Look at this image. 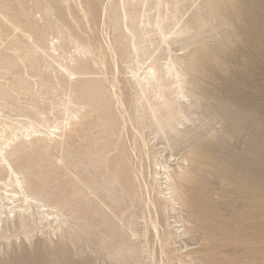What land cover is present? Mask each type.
I'll return each instance as SVG.
<instances>
[{
    "label": "bare ground",
    "instance_id": "obj_1",
    "mask_svg": "<svg viewBox=\"0 0 264 264\" xmlns=\"http://www.w3.org/2000/svg\"><path fill=\"white\" fill-rule=\"evenodd\" d=\"M145 1H147V0H124V1L121 0L120 1L121 3L116 2V1L115 2L112 1V4H111L110 7L108 5V7H104L103 8L104 10L101 9L103 11V13H104V11L107 12V14H108V21H110L109 17L111 18L110 23L108 22L107 24L109 26H112V24H113L112 27H114L116 29V31H117L116 33H117V38H118L117 41L118 42L115 44V46L117 47V50L120 52V55H122V57L123 56H126V58H128L130 56L129 54L132 55L133 52L135 54H143L145 56L146 52H148L146 50V47L143 45V41L144 40H147L146 34L147 33L149 34L150 33L149 32L150 30H146V28L145 27H142V25L144 26L145 24L146 25L148 24V25L152 26V28L153 27H156L155 29L156 30L158 29L160 31V34L159 35H161V36H159V38L161 37V41H163V42L164 41H167L166 39H167L168 36H166V27L168 28V25L166 24V18H168V17L166 16V14L168 12H166L167 11L166 9L164 10L166 12V14H165L166 17H165L162 14V12H161L160 7L162 5L163 6L165 5V7H168V5H170L171 1L170 0H154V3L151 2V3H153L152 5H155V7H157V9H158V10H156L158 12L156 13V15L153 18H151L149 16V14H143L139 10V9H142L141 6H144V5L143 4L140 5V6H138V5L140 3L145 2ZM17 2L18 1H16V3ZM19 2H20V0H19ZM34 2H36V1H33V3ZM37 2H38L37 4L39 5V1H37ZM64 2H66V1L64 0ZM178 2H179V0L177 2H175V3L178 4ZM215 2H216V0H207V1H205L204 4L202 5V7L200 9H198L187 21L185 20L186 21L185 23L182 22L183 25L182 26H179L180 28H177L178 30L176 31V33H177L176 35H180L181 36L180 38L178 37V40L180 39V41H181V43H183V45L188 46V45L194 44V49H193V51L191 53V57H190V59H192V60H190L189 63L187 62L186 66H185L186 67L185 69L187 70V72L184 73V70L183 71L177 70V68H176L177 61L175 59H171L172 58L171 57V58H168V60H167L168 62L167 63H165V62H164L165 64L163 63L164 66L157 67L156 66L157 64H155V67H153L151 69V70H153V72L150 71L151 73H147L146 75H143V77L141 76L142 78L140 76L138 78L137 77L138 75L137 76H135V75L132 76L131 75L133 77V80L132 81H129L128 80L129 83H127L128 81L125 82V83L126 84H130L133 88H135V90H134L132 87H130L131 89H133L135 91L136 95L139 96V98L142 97V95H143L146 105H144V103H143L144 101L143 102H142V100L139 101L140 103L142 102L143 103L142 105H144L145 107L142 106V109L137 110L136 113L140 117L142 116V120L145 119L150 126L151 125H154L156 127V131L157 132H159V131H161V132L162 131L163 132H171V131H174L175 128L178 127L177 125H178V123L180 121V116L185 113V108L186 107H184V106H186V105H184V106H182V104L181 105H176L177 103H175V101L171 97L167 96V93H166V89L168 90L167 87H169V83H167L168 76L173 71H174V76H175L174 79L177 80V83H176L177 84V87H176V92H175L176 98H177V96L179 94H181L183 96V98L184 97H187V96H191V97H193L195 99L194 101H195L196 104H198L197 103V101H199L198 99L203 98L204 103H205V106L206 107L208 106V109H210L211 114H213L215 116H218L221 119L220 120L221 126L216 131L217 133L215 135H212L211 137H207V138L205 137V138H203L204 136L203 135H200L201 133L200 134L197 133V134H195L192 137L193 138L192 139V142L193 141H196L198 139L201 140L200 141L199 148L202 149L203 151H206L207 153H204L203 151H201V150L198 149L199 151H194L191 154L190 158L188 159L189 162H190L189 163L190 164V170H189V173L185 176V177H187L186 184H184V185H181L180 184V179H182V177L179 175L180 172L178 173V180H177V182L171 181V180H174V179H172L171 176H168V182L166 184L167 185V190H166L167 192L165 191L166 193H168V194H166V195H168V197H167V201H165V200L164 201L166 202V204H169V206H171L172 204H175V205L176 204H181V205L182 204H186V207L190 209L191 216L193 217V219H195L200 224V227L206 226L209 229V236L207 235L208 236L207 237V242H208V246H210L211 248H218L221 251H226L228 249L230 250L231 248L233 249V247H234L238 251H242V250H246V246L247 245H252V244L255 245L257 242H261V244L264 245V115H263L264 114V98L262 99L261 104L257 101V100H260V98H254L252 94H249L246 98H243V100H241L237 96H230L231 94H229L227 92L229 89L227 87H225V86H223V88L221 87L220 90H217V88H216V86H215L214 83H232V82H237V81H238L237 83H239L240 80H239V77L237 75V72L239 70H250L252 68V64H253V61L254 60H257L258 62L262 63V57H263L262 56V53L264 52V0H226L225 5H224V8H225V11L224 12H220V10L217 7H215ZM22 3L20 4V7H21ZM100 3H101V1H100ZM145 3H148V2H145ZM172 3H174V0H173ZM6 4H7V2H6ZM35 4H34V6H35ZM37 4H36V6L38 7ZM42 4L44 5V3H41V5ZM85 4H87V3H85ZM148 4H150V3H148ZM171 5H173V4H171ZM29 6H30V4H29ZM8 7H9V5H6L5 6V3H4V5H1V8H5L6 9ZM48 7H50V6H48ZM102 7L103 6H101V8ZM175 7H176L175 10H176L177 9V6H175ZM18 8H19V6H18ZM24 8H26V7H24ZM38 8H39V10H41L40 9L41 6L38 7ZM152 8L153 7H151V9ZM21 9H23V8H21ZM29 9H31V8H29ZM63 9L65 10V8H63ZM81 9H83V8H81ZM37 10H35V11H37ZM47 10H49V9L47 8ZM47 10H44V11H47ZM44 11H43V13H44ZM49 11H51V10H49ZM82 11L80 10V12H82ZM176 11H178V10H176ZM0 13H1V11H0ZM18 13H19V11H18ZM22 13H24V12H22ZM25 13H27V12H25ZM45 13H47V12H45ZM171 13H173V12H171ZM107 14H106V16H107ZM1 15H3V14H1ZM50 15L51 14L47 15V17L50 16ZM81 15H82V13H81ZM84 15H85V13H84ZM3 16H7V15L4 14ZM19 16H20V13H19ZM22 16H23V14H22ZM44 16H46V15L44 14ZM65 16H66V14H65ZM175 16H177V15H175ZM0 17H2V16H0ZM13 17H15V16H13ZM13 17L11 16V18H13ZM170 17H171V15H170ZM4 18H6V17H4ZM31 18H34V17H31ZM44 19H46V18H44ZM50 19H49V21H50ZM55 20H53V19L51 20L50 26H51V28H53L54 31L56 30V32L59 34L60 38L63 40V41L60 40L61 42H63V45H62V43H58V44H61L62 46H59L57 44L58 47H61V49L60 48L59 49L62 50V53L58 52V54L59 53H60L59 55L62 54L61 56H62V59H63V57H64L63 53H66L65 51L68 50L67 47L69 46V44L72 45L74 43L73 46H76L77 47L76 49L78 50V55L76 57L79 56V58H76V57L73 58L72 56H74V55H71V58H73L72 59V62L73 63L71 64V63H69V61H67V63H68L67 66H66V63L63 62L62 64L65 63V65H62V64L61 65L63 66V68L66 66L65 69L67 70V72L66 71H63L62 73L64 74V72H65V73H67L69 75H73L75 73L74 70L75 69H78L79 72L81 71V73H79L78 75L81 74L82 77H79L78 76V83L77 82H71V80H70V82H71L70 83V82H68V80H66L67 83H65V81L63 83V81H62V84H60L59 82H57L58 80L57 81L56 80L54 81L52 79L53 82H57V83L53 84V82L50 81L51 84H53V85L45 86L44 83L42 82V85L43 86L41 85L40 88L37 89V94L40 93V95L46 96L48 98V100L51 101V102L47 103L48 102L47 101V102H43V103H47L50 106H48L47 104L44 105V104L39 103V101L40 102L42 101L41 99L39 101H37V100L34 101L33 99H31V98H34V93L36 92L35 89L33 90L31 88L32 87V84L35 85L34 83L38 81V80L37 81L34 80L35 82L34 83L31 82L32 84H31V87L30 88H27L30 85V83H29V85L25 88L24 93H23L22 90H21L22 92H20L21 94L22 93L25 94L24 96H27V95H30V94L32 95L33 94V97L32 96L30 97V101L33 100V102L30 105L27 104V103H29V101L26 102L25 104H27L28 106L26 105L27 107L26 106L24 107V105H23L24 108L23 107L22 108L20 107L17 111H16V109H17V107H19V104H20V101H21L20 99H18V97L22 96V95L19 94V90L18 89L19 88L20 89L21 88L23 89V87H18L19 85H18L17 82H16V86L18 85L17 86L18 89L17 88H14L16 86H11V84H10L11 87H8L9 84H8V86L5 85L6 82L3 83L2 85H0V98H1L0 99L1 100L0 101V109L3 108L7 102L8 103H12L11 106L14 108V109L12 108V112H13V110H15V112H18L19 111V113H21L19 115L20 117H23V115H24V117H26L25 120L18 121L17 126H13L12 123L4 120L2 122L3 126L0 129V140L2 141V142L0 141L1 142V144H0V190H1V188H3V190H5L4 192H8L9 191L11 193V194L7 195L6 193L4 194V193H1L0 192V202L2 203L4 201V199H10V200H15V201H20V204H19V202H17L18 204L13 205L12 207H10V209L6 213V216L5 217H2V214L5 213V212H3L4 211V208L1 207L3 204H1V206H0V237L2 239L4 238V241H5V239L6 240H10V238L12 236L13 237L14 236L17 237L18 235H14L15 233H12V229L19 228L22 231L21 233L24 234L25 241L21 245V246L24 247V246H26V243H30L31 242V240H32L31 237H33L34 231H36L37 228H38V224H37V222H35V220H34V218H32V216L38 214L39 217L41 216L42 219H49L48 216H52L53 218H55V220L57 222L56 231L58 230V231H60L62 233L60 235V237L63 238L62 241L60 240L61 242L64 243L66 241H70V243H72V242H75V240L78 241V239H83V240H85V242L87 241V242H90L91 243V242H94V241L100 239L103 242L104 250L106 249V252L103 251V253H107V248L110 247V245H108L109 242L111 243V241H116L117 244H116L115 248H112L111 251L108 250V254H109L108 256L110 258L109 260L113 261L115 264H124L125 263V260L127 258H130V261L131 262H129V264H144V259H147L148 260L147 257L149 256V252L152 253L151 247L149 249V246L146 243V240L149 239V238H147V239H145V241H143V239H144L143 237L146 238L148 232H147V230H142V231L138 230V228H140L139 226H138L137 229L134 228L133 225H136L137 223L139 224V222L141 220L139 222H137L136 221L137 219H136L135 221L137 223H134V219H133L132 216L129 215V217L128 216L125 217L124 214H118L114 210V206H117V205H120V204L122 205V203H124L125 202V199H127V198H125L123 194H120V190H119L120 187L118 188V185L116 184V181L114 180L115 178L113 176H111V174L110 175L108 174V171H111L112 170L113 173L115 174L114 176L116 178H119L120 177V174L116 170H114L113 167L108 166V168H111V169H108L104 165V164H106L105 163L106 162V159H105L104 154H102L99 151H97V152L96 151H94V152L93 151H85V149H84V151H80V150L79 151H76L77 148L74 149V151H76V152L71 151L72 153H70V155H68L69 152H68V154L64 152L68 156H64L62 154L63 156H60L59 155V157L58 156L56 157L53 154L56 157L55 158L56 160L53 159V161L51 162V164H49V165L52 166L51 169H50V171H49V169H47V167H46L47 164L46 163L45 164H42V161L44 159L42 157L34 156L33 155L34 149H32L33 147H31V146H34V144L31 145V143H28V141H27L28 140L26 138L27 136H32L33 134L43 132L44 129H45L43 126L44 125H47L48 122L52 121L51 120L52 118L54 119V117H52V114H53V112H52V114L50 113L51 115L49 114L52 117L51 119H49L50 121L46 120L48 117L45 119V116H44L45 113H46L45 110L46 109H49V108H52V109H49V110H54L56 114L58 113L57 111L61 107V106H59V104H60L59 103L60 102V98L58 97L59 98V101H57V100L53 99V96L55 95V97H56L57 94L59 93V91L61 92V90L63 91L64 89H66L69 92L68 93L69 96H68V98H66L67 100H65L67 104H63V102H61V103L63 105H66L67 106V107L66 106L65 107H66V110L69 111L68 113L70 115V119L71 120L72 119L74 120L75 117H79L81 115L83 116V114L86 115V112L88 110L89 111L97 110V111H100V113L101 112H105L106 108L108 107V105L111 102V95H110V93L107 92L108 91L107 89H108L109 86L107 87V84H106V87H107L106 90L107 91H105V89L103 90V87L101 85L95 84V83H98V82H96L95 79L90 78L88 76L89 75L88 66H89V63H90L89 62V59H88V61H86V58H85V60L83 59L84 56L85 57L87 56L88 58H90V60L93 62V64H94V62H97V63L100 64V63H103L104 62L103 61L104 59H102V57L105 55V53L102 52V50L101 51L100 50L99 51L96 50L93 46L90 45V43L88 41H86V42H80L76 38L74 40L71 37V34H72L71 30L70 29H67V28L65 29V26L62 27L60 25H55V22H54ZM85 20H86V17H85ZM74 21H73V23H74ZM175 21H176V18H175ZM213 21H215V23ZM52 22H54V24H52ZM92 22H93V20H92ZM29 23L30 22H28V25H30ZM10 24L12 25L13 23H11V21H10ZM36 24H35L36 27L34 28V32L37 33V34H39V36L36 37V35H35V37L38 38V40H37V42L35 41L36 42L35 43V46L36 47L34 46L35 47L34 49L36 50L37 48H40V51H41L44 47H46V46H44V43H45L44 42V39L46 38L47 35H45L44 33H41L42 31L40 32V29L41 28L39 29V32H38V27H37ZM20 25H21V23H20ZM76 25H77V23H76ZM205 25L211 26V29L212 30L213 29H216V30L219 29V31H222L221 33L223 35V39H221V40L215 39L214 34H213V36L210 38V39H212L213 43L210 46H208V47L205 46V45H203L204 42L202 40H204V39L201 40V39L197 38L196 32L197 31L200 32L201 31L200 29L203 28V26H205ZM22 26L23 25H21V28H22ZM12 27H14L15 30H19V31L21 30L20 29V26L18 24H13ZM30 27H31V25H30ZM27 28H28V26H27ZM205 31H209V30H205ZM4 32H5V30H4ZM6 32L8 33L9 31H6ZM7 33H5V35H7ZM213 33H214V31H213ZM31 34H34V33H31ZM46 34L49 35L50 33L48 32ZM152 34H153V32H151V34H149L148 36H150ZM155 34L157 35V33H155ZM5 35H3V36H5ZM19 35H21V34H19ZM222 35H220V36H222ZM24 36H25V34H24ZM26 36H27V34H26ZM26 36H25V39H26ZM5 37L8 38L9 36H5ZM15 37H14V40H15ZM33 37L31 36V37H28V38H33ZM125 37H128L129 38V44H127V46H124L123 47V45L121 44V42L119 41V39L120 38L123 39ZM205 37H206V35H205ZM209 37H206V38H209ZM22 38H20V39H22ZM71 38L75 42L72 43V39ZM11 39H12V37H11ZM33 39H35V38H33ZM125 39H127V38H125ZM16 40H17V38H16ZM23 40L24 39H22L21 41H23ZM26 40L24 42H26ZM225 40H229V41L232 40V41H235L236 43H242V45L244 46L245 50H249V52H245V51H242L240 49L239 50L231 49L228 45H226ZM18 41H19V38H18V40L16 42H18ZM28 41H29V39H28ZM31 41H32V39H30V41L28 43H30ZM45 41L47 42L46 39H45ZM94 41H97V40L95 39ZM180 41H178V42H180ZM19 43L20 42H18V44ZM28 43H25V44H28ZM167 43H168V41H167ZM15 44H13V46ZM30 44H32V43H30ZM30 44H29V48H28V45L25 46V47L24 46H21V45H19V46L21 48H23V49L24 48L30 49L31 46L33 47V44L34 43L31 46H30ZM45 44H47V43H45ZM144 44H145V41H144ZM229 44H231V43L229 42ZM97 46L100 47L99 44ZM14 47H12L11 51H13V48ZM58 47H56V48H58ZM191 47H193V46H191ZM49 48H51V47H49ZM56 48H55V45H54L53 49H55L56 51H60L59 49L57 50ZM47 49H48V47H47ZM190 49H192V48H190ZM16 50H18V47H17ZM43 50L45 51V48ZM49 50H51V49H49ZM22 51H25L24 54L27 53L26 52L27 49H24ZM54 51H52V52H54ZM110 51L112 52L113 50H110ZM13 52H12V55H14ZM16 52L17 51H15V54H16ZM36 52H37V50H36ZM52 52H50V53H52ZM67 52H69V51H67ZM50 53L48 54L49 56H50ZM54 53L56 54V52H54ZM75 53H77V52H75ZM18 54H20V52H18ZM21 54H22L21 55V57H22L24 54L23 53H21ZM32 54H35V53L33 52ZM42 54H39V56H38V54H35V55H37V57H40V55H42ZM114 54H116V52ZM189 54H187V55L189 56ZM243 54H245L246 57H247V58H245L244 61H243V58L241 57ZM1 55L3 56V58H5L2 53H1ZM52 55H53V53H52ZM15 56L17 57V55H15ZM57 56L56 57L55 56H52V57L50 56V57L51 58L55 57V59L60 57V59H61V56H59V57H57ZM34 57H32V58L34 59ZM130 57H132V56H130ZM136 57H138V56L135 55V58H134V56L132 58H134V60H135ZM3 58L0 59V68L1 69L4 68V66H5V64H4L5 59H3ZM11 58H13V57H11ZM28 58H30V57L28 56ZM32 58H30V59H32ZM51 58H49V59H51ZM123 58H125V57H123ZM181 58H183V57H180L179 59H181ZM6 59L8 61V57ZM14 59H16V58H14ZM14 59H13V61H14ZM56 60H54L55 62H53L51 60V62L54 64V63H56ZM126 60H129L130 63H133L134 64V62H133L134 60L131 61L129 58L126 59ZM126 60H124L125 62L124 61L123 62L126 63L127 62ZM183 60H182V62H183ZM9 61H11L10 62V64H11L10 71H13L14 69H12L13 68L12 67V63L16 62V60L14 62H12V59L9 60ZM21 61H23V60H21ZM25 61H27V60H25ZM28 61L26 63H28ZM44 61H46V60H44ZM136 62H137V59L135 61V64H136ZM7 63H6V66L9 64V63L8 64ZM21 63L23 64L25 62L23 61ZM35 63L37 64L36 60H35ZM41 63L43 64V62H40V64ZM91 63H90V65H92ZM124 63H122V64H124ZM19 64H15V65H19ZM56 64H58V63H56ZM37 65H39V64H37ZM44 65H46V64H44ZM58 65H60V63ZM61 65H60V67H61ZM23 66H24V64H23ZM28 66H29V69L32 68V65H28ZM30 66H31V68H30ZM40 66L41 65H39V67ZM46 66H47V68H49L48 67V64ZM49 66H51L50 68H53L51 64H49ZM137 66H138V64H137ZM21 67H22V65H21ZM45 67H42V69L45 68ZM60 67L59 68L56 67V68L60 69ZM7 68H5V69H7ZM34 68L36 69L35 66L33 67V69ZM17 69H18V66H17ZM29 69H27V70L29 71ZM22 70H24V69H22ZM19 71H20V69H19ZM44 71L46 72V70H43V72ZM45 72L43 74H46ZM53 72H54V70L51 72L53 75L52 74H50V75L54 78V74L55 73H53ZM57 72H58V70H57ZM59 72H60V76L63 75V74H61V70ZM195 72L202 74L201 79L203 80V82L213 83V84L204 85V86L199 85V83H203V82L201 81V79L199 80V78H197ZM220 73H222L223 75H220ZM9 74H12V73H8V75ZM14 74H15V76H17L16 73H14ZM19 74H20V72H19ZM19 74H18V76L20 78H23V80H24V76L26 74L23 75V77H21L22 75L20 76ZM12 75H9V76H12ZM50 75H49V78H50ZM64 75H66V74H64ZM91 75H93V74H91ZM182 75H185L186 78L185 77H184V79L181 78ZM189 75H191L192 77L190 76L191 78H189ZM74 76L76 77V75H74ZM14 77L12 79H16V77L15 78ZM42 77L43 76H41V79H43ZM66 77H67V75H66ZM132 77L131 78L129 77L130 80L132 79ZM170 77H173V76H170ZM25 78H26V76H25ZM46 78L48 79V77H46ZM47 79H44V80H47ZM69 79H71V78H69ZM73 79H72V81H75L76 80V79L75 80H73ZM9 80L10 79H8V81ZM23 80H22V83H23ZM159 80H162V82H160ZM176 80H174V81H176ZM197 80L199 81L198 83H197ZM11 81H14V80H11ZM39 81H42V80H39ZM157 81H159L160 83H155ZM10 83H12V82H10ZM47 83L48 82L46 81L45 84H47ZM72 83H77L78 85L76 86V84H75V87H73L72 86ZM104 83H105V81H104ZM186 83H193L192 84V87L190 88V90L187 88ZM242 83H244V81ZM0 84H1V82H0ZM37 85H39V83ZM173 85L174 84H172L169 87V89L170 88L173 89L172 87L175 86V85L174 86ZM22 86H25V85H22ZM128 86H125V87L128 88ZM199 87H202V89L204 91L203 92H197ZM174 90H175V88L173 89V91ZM123 91H122V93H123ZM194 91H196L197 93L195 94ZM116 92L115 93L118 94V91H116ZM148 92L149 93L152 92L153 94L157 92V93L160 94L159 97H161V98L157 99L158 98V96H157V98L154 99V101H153L152 98L149 96ZM113 93L111 92L112 95H113ZM124 93L126 94L125 91H124ZM176 93H178V95ZM116 94H114V95H116ZM150 95L152 96V94H150ZM169 95H171V94H169ZM211 95H217V96H219L218 97L219 99L218 100H215V99L207 98V96H211ZM59 96L62 97V95H60V93H59ZM123 96H126V95H123ZM46 97H43V98H46ZM63 97H65L64 94H63ZM119 97H122V96L119 95ZM131 97H132V95H131ZM23 98H25V97H23ZM23 98H22V101L26 100V98H28V97H26L25 99H23ZM139 98L137 99V97H136L137 101L140 100ZM124 99H126V98H124ZM62 100H63V98H62ZM118 100H119V98L117 99V101ZM132 101H134V97H132V99H130L129 102L131 103ZM213 101H214V104L216 103L217 106L218 105H221V106H219L220 108L215 107V108H212L211 109L212 106L210 107V104H212ZM132 104H130L131 105V108L133 107ZM178 104H180V103H178ZM113 105H114V103H113ZM119 106H121V105H119ZM121 107H119V110H120ZM134 108H136V107H133L132 110H134ZM114 109H115V107H114ZM129 109H130V107H129ZM62 110H63V108H62ZM64 111H65V109H64ZM64 111H62L63 112L62 115L68 114L66 112L64 113ZM116 111H118V110L116 109ZM122 112H120V113H122ZM60 113H61V111H60ZM129 113H130V111H129ZM18 114H16V115L18 116ZM58 114H57V116H58ZM93 114H95V113H93ZM134 114L135 113H133V115ZM257 114H262V117L256 118L255 116H257ZM130 115H128V116H130ZM65 116L63 117V119L65 118ZM120 116L123 117L122 114H120ZM67 117L69 118L68 115H67ZM86 117H87V115H86ZM90 117H87V120L85 119L86 122H84L83 121L84 119L82 118L83 123L84 124L87 123L88 118H90ZM187 117L190 119L189 116H187ZM93 118H95V116ZM128 118H130V117H128ZM184 118L185 117H183V119ZM70 119H68V120H70ZM123 119H124V117H123ZM123 119H120L119 118L120 121H122ZM130 119H132V117ZM55 120H56V118H55ZM57 120H59V119H57ZM75 121H77V120H75ZM93 121H94V119H93ZM131 121H133V120H131ZM131 121H129V122H131ZM146 121H145L144 124H146ZM122 122H125V121L123 120ZM135 122H136V120H135ZM217 122L219 123V121H217ZM74 123L71 124V126L74 125ZM125 123H122V124L125 125ZM54 124H55V126H58L60 124V122L58 123V125H56L57 123H54ZM84 124L82 126H84ZM91 124H94V123H91ZM91 124H89V126ZM144 124H142V125H144ZM49 125H50V123H49ZM49 125H47L46 127H48ZM51 125H53V124H51ZM98 125H99V123H98ZM135 125H136V123H135ZM135 125H133V126H135ZM62 126H64V125H62ZM65 126H69V125L66 124ZM77 126H78V128H77ZM77 126H76V129H78V130L81 129L82 132L80 131L81 132L80 134H82L83 131H84L83 127L82 128H79V124ZM42 127L44 128L43 131L41 130ZM109 127H112V125H110ZM94 128H92V129H94ZM120 128H121V126H120ZM142 128H143V126H142ZM48 129H50V128H48ZM97 129L99 130L98 127H97ZM100 129H102V128H100ZM138 129H140V128H138ZM151 130H154V129H151ZM45 131H46V129H45ZM89 131H90V129H89ZM95 131H96V129H95ZM243 132H245V133H243ZM45 134H46V132H45ZM56 134H54V135H56ZM177 134H178V132H177ZM209 134H211V133H209ZM69 135H71V134H69ZM162 135H164V134H162ZM170 135H173V134H170ZM240 135L241 136L245 135L243 137L245 139L242 142L239 141L238 139H236L235 142H232L231 141L232 138L239 137ZM75 136H76V134H75ZM77 136H79V135H77ZM117 136H118V133H117ZM165 136H168V135H165ZM37 137L40 138V136H37ZM51 137H53V136H51ZM67 137H70V136H67ZM166 138L169 139L168 137H166ZM76 139H77V137H76ZM34 140L35 139H32V141H34ZM84 140H83L82 143H85ZM62 141L64 142L66 140L64 139ZM37 142H38V140H37ZM59 142L61 144V141L60 140H59ZM59 142H58V145L61 148ZM67 143H69V142H67ZM86 143H85V145H86ZM107 143H108V141H105L104 139H99L94 144V147L96 145H98V144L106 145ZM47 144L50 145L49 142ZM56 144H57V142H56ZM136 144H137V142H136ZM58 145H57L56 148H58ZM74 146H76V145H74ZM74 146L72 145V147H74ZM82 148H81V150H83ZM98 148H100V147H98ZM43 149H45V148H43ZM47 150H48V147H47ZM63 150H65V149H63ZM109 151H110V149H109ZM124 151L125 150H123V152ZM47 152H49V150L46 151V153ZM59 152L62 153L61 150H59ZM128 153H127V155H128ZM113 155H111V156H113ZM127 155H126V157H127ZM129 156H128V159H130ZM109 157H110V155H109ZM49 158H47V160ZM218 159L220 161H222V163H224V165L227 166V169H224V167H222L223 168L222 170H227V174L224 175V178L222 177L223 175L221 176L224 179V182H225V186L221 190V195L222 196H226L227 194H231V196L233 195L236 199H238L240 201V209L238 208L239 209V212L236 213V215H234V216L222 217V215L218 212V209L214 206V203L212 202L213 200L210 201L211 198H209V197H211V195H210L211 194L210 193L211 191H210L209 187L207 186L206 182L203 179H201V177H198L196 175V172L202 171V168L204 170V168L207 165L209 167V165L216 164L219 161ZM51 160H49V161H51ZM128 162H129V160H128ZM122 163H123V158H122ZM69 164H72L75 167V168H73L71 174H73V176H75L76 178L79 177L80 174H83L84 175L85 172L87 173V172H89V170H92V169H96L97 172H98L96 174V176H94V178L91 179L90 182L76 183V186L77 187H74L73 186L72 189H68L71 192L70 191H67V192H70L71 194L73 193L74 195H77L79 192L81 194H83V201L86 202V203H84V202L83 203H84V205L85 204H88L89 205L88 207H90V209H91V214H90V211L89 210H88L89 214H87L88 213L86 211L87 210V206H85L86 207V210L85 211L87 213L86 212L83 213L82 211H81V213H78L80 211L79 210H76L75 206H73V203L69 199V197L64 196L62 194H61V196H58L59 194H57L55 196L54 194H56V191H59L60 190L59 188H60L61 185H63L62 184L63 182L57 181V182H53L52 183V182H50L48 180L49 178L47 179V177H46L48 175V172H52V173L58 174L60 176V174H61L60 171H62L61 169L67 168L69 166ZM217 164H216V169L219 167V165L221 163H219L218 167H217ZM37 165H39V167H37ZM221 165H223V164H221ZM104 167H105V169L103 170ZM210 167H209V169H210ZM205 169H207V167ZM127 170H128V167H127ZM130 170H132V167H131ZM67 171L69 172V170H67ZM134 171H135V168H134ZM185 173H186V171H185ZM215 173L216 174H219V171H218V173L215 171ZM132 174L134 175L133 172H132ZM168 174H169V172H168ZM5 175L7 176L6 177L7 178L6 180H9V182H7L5 180V178H3V176H5ZM58 175H56V177H54V178H57ZM64 175L65 174L62 173V176H64ZM175 175L177 176V174H175ZM200 176H203V175H200ZM92 177H93V175H92ZM203 177L206 178L207 176L204 175ZM220 178H219V180H220ZM52 179H53V177L51 178V180ZM130 179H131V177H130ZM68 180H70V178ZM73 180H74V178H73ZM206 180H207V178H206ZM208 180H209V178H208ZM78 181H80V180H78ZM86 181H88V180L86 179ZM123 181L125 182V179L124 178H123ZM131 181H132V179H131ZM131 184H133V183L131 182ZM70 185H72V184H70ZM126 185H128V184H126ZM209 185H211V184H209ZM9 187L11 189H9ZM188 187H192L193 188L192 189L193 190V193L190 190L191 192H189V193L191 195L188 194V192H187L188 196H186L185 195L186 194L185 191H188V190H186V189H189ZM139 188L140 187H138V189ZM128 189L130 190V188H128ZM129 192H131V191H129ZM184 192H185V194H184ZM102 193H105V196L107 194L108 198H103L101 196ZM67 195L69 196V194H67ZM139 195H140V193H139ZM131 196L132 195L130 194V197ZM133 196H134V194H133ZM136 198H137V196H136ZM144 199L145 198H143V200ZM131 200H134V199H131ZM143 200H141V201H143ZM130 202L131 201H129V203ZM144 202H146V201H143V203ZM148 203H150V202H148ZM153 203H154V201H153ZM127 204H128V202H127ZM134 204H132V205H134ZM80 205H82V207H84L83 204H80ZM137 205L138 204H136L135 208L137 207ZM142 205H144V204H142ZM146 206H147V204L145 205V207ZM150 206H152V204ZM33 207H35L36 210ZM44 207L47 208V209L42 210V208H44ZM130 207H131V205H130ZM183 207H185V205L184 206L182 205L181 208H183ZM30 208H32L31 211H30ZM116 208H118V206ZM124 208H126V207H123L122 209H124ZM148 208H149V206H148ZM79 209H80V206H79ZM137 209L139 210L140 207H138ZM80 210H82V209H80ZM235 211H236V209H235ZM118 212H120V210ZM121 212L123 213V210ZM131 212H132L131 214L134 215L133 213L135 211L133 212L131 210ZM140 212H142V210ZM140 212H138V213H140ZM128 214H129V212L127 211V215ZM137 215H139V214H137ZM134 216H136V215H134ZM138 217L141 218L142 216H138ZM150 217H152V219H153L154 216H150ZM41 218H39V220H41ZM135 218H137V217H135ZM154 218H156V217H154ZM156 220H157V218H156ZM150 221H152V220H150ZM153 221H155V219H153ZM144 222L145 221H143V224H144ZM158 222H159V220L157 221L156 224H158ZM188 222H190V221H188ZM150 223H152V222H150ZM154 223H152V224L154 225ZM50 224H53V223H50ZM156 224H155V226H156ZM155 226H154V228H156ZM125 228H127V230ZM201 230H202V228H201ZM123 231H125V232L128 233L127 239H125V240L123 238H126V237H122L121 236V234H122ZM155 231H156V229H155ZM223 231H225V232H223ZM53 232H52V234H55ZM159 232L156 231V233L158 235H159ZM153 233H155L154 232V229H153ZM153 233H152V236H155L156 234L154 235ZM122 235L126 236L124 233ZM160 235H161V233H160ZM50 236H52V235H50ZM52 238H46V239H43L42 238L43 241H41L39 239L40 242H42L40 245H42V247H45L46 249H47V247H49V249H51L50 247L52 245L57 244V242H55ZM156 238H158V237H156ZM58 239H56V240H58ZM172 239H173V237H172ZM200 240H202V239H200ZM35 241H33V242H35ZM117 241H119V244H118ZM170 241L171 240H169V238H165V240H163L162 243L168 245L169 243H171ZM5 242H7V241H5ZM10 242H11V240H10ZM79 242H80V240H79ZM63 243H61V244H63ZM172 243H174V242H172ZM61 244H59V246ZM40 245L38 244L39 247H40ZM72 245H73V243L71 244V246ZM91 245H93V244L91 243ZM201 245L205 246V248H206V243H205V245L204 244H201ZM11 246H12V244H11ZM64 246H65V244H64ZM106 246H108V247H106ZM170 246H171V244H170ZM203 246H200V247H203ZM93 247H91L89 249H93ZM69 248L71 249V247H69ZM205 248H202V249H205ZM260 248H261L260 253L263 255L264 254V246L263 247H260ZM56 249L57 248H55V250ZM197 249H199V248H197ZM202 249H201V251L203 252ZM232 249H231V251H232ZM55 250L53 251L54 254L58 252V249H57V252H55ZM93 250L95 252H97L95 250V248ZM99 250H100V248H99ZM149 250H151V251H149ZM18 251H20V250H18ZM41 251H42V249H41ZM47 251L48 250H46V252L44 253V255H45V257L50 258V261H51V259H52L51 255L52 254H50V253H52V252L49 250L48 252H50V253H47ZM91 252H92V250H91ZM198 252H200V251H198ZM198 252H196V253H198ZM250 252H252L254 255H257L258 250L257 249H254V250L251 249ZM151 253H150V257H151ZM190 253H191V256L192 257H195V261L194 262H198V264L200 262L203 263V264L205 263L204 261H199V260L196 261V255L194 254L195 256H193V253H195V252H193V253L190 252ZM229 254L230 255H233L231 253H229ZM0 255H2V254H0ZM57 255H58V253H57ZM75 255L76 254H74V256ZM185 255H186L185 258H187V254H185ZM205 255H207V254L205 253ZM108 256L106 255V257H108ZM154 256H153V258H154ZM202 257H204V256H202ZM202 257L200 256V259H203ZM236 257H238V256H236ZM250 257H251V255H250ZM72 258H74V257H72ZM263 258H264V255H263ZM173 259L174 258L171 256L169 258L168 264H178L179 263V262L177 263ZM251 259H252V257H251ZM181 260L183 261V259H181ZM203 260H205V258ZM55 261H56V263L59 262L56 259H55ZM65 261H66V259H65ZM85 261L87 262V260H85ZM154 261H153V263L155 264ZM77 262H79V261L77 260ZM61 264H63L62 261H61ZM72 264H73V262H72ZM180 264H182V263L180 262Z\"/></svg>",
    "mask_w": 264,
    "mask_h": 264
},
{
    "label": "rangeland",
    "instance_id": "obj_2",
    "mask_svg": "<svg viewBox=\"0 0 264 264\" xmlns=\"http://www.w3.org/2000/svg\"><path fill=\"white\" fill-rule=\"evenodd\" d=\"M16 1H18L17 3H16ZM33 1H36V2H34L33 3ZM37 1H39V5L37 4L38 2ZM63 1V2H62ZM66 2H64V0H20V2H19V0H0V11H1V13H0V16H2V17H0L1 19H0V55H1V53L4 55V57L5 58H3V56L1 55L0 56V59H5V62H4V64H5V66H4V68H0V82H1V84L0 85H2L3 83H5V85H7L8 86V84H9V86L8 87H11V86H16V82L18 83V87H23V89L21 88H17V86L16 87H14V88H17L18 90H19V94L20 95H22L23 97H28V98H26V100H24V101H22V96H20V97H18V99H20L19 101H20V104H19V107H17V109H16V111L21 107H23V105H24V107L27 105V104H31L32 102H33V100L34 101H39L40 99L42 100L41 102L39 101V103H41V104H47V103H49V102H51V101H49L48 100V98L46 97V96H42V95H40V93L39 94H37V89H39L40 88V86L42 85V82L44 83V85L45 86H48V85H53V84H55V83H57V82H59L60 84H62V81H63V83H64V81H65V83H67V81L66 80H68V82H70V80H71V82H77L78 83V76L79 77H82V75L80 74V75H78L79 73H81V71L79 72V70L78 69H75L74 71H75V73L73 74V75H69V74H67V73H65L64 72V74H66L67 75V77H66V75H64L62 72L63 71H66L67 72V70L65 69L66 68V66L68 65V63H67V61H69V63H73L72 62V59L73 58H75L77 55H78V50L76 49L77 47L76 46H73L74 45V43L73 42H75L74 40H75V38L76 39H78V41H80V42H86V41H88L89 43H90V45L91 46H93L96 50H102V52H104L105 53V55L102 57V59H104L103 61L105 62H103V63H97V62H94V64H93V62L90 60V58H88L87 56L85 57H83V59L85 60V58H86V61H88V59H89V62L92 64V65H90V63H89V66H88V71H89V77L90 78H93V79H95V81L96 82H98V83H95V84H97V85H101L102 87H103V90L105 89V91H107L108 93H110V95H111V102H110V104L108 105V107L106 108V110H105V112H101L100 113V111H97V110H92V111H85L86 112V115H87V117H90L91 115L94 117L95 116V118H93L92 116L90 117V118H88V121H87V123H83V121L84 122H86V120H87V117H86V115L85 114H83V116L81 115V116H79V117H75L74 118V120L72 119H70V115H69V111H67L66 110V105H63V104H67L66 103V101L65 100H67L66 98H68V96H69V92L66 90V89H64L63 91L61 90V92L59 91V93H60V95H62V97L61 96H59V93L57 94V96L55 97V95L53 96V99H55V100H57V101H59V98H60V104H59V106H61L60 107V111H61V113H60V111L58 110L57 112L59 113H57L58 114V116H57V114L55 113V111L54 110H49V109H52V108H49V109H46L45 111H46V113H45V119L46 120H48V121H50L49 119H51L52 117H54V119L52 118L51 120L53 121H50V122H48L47 123V125H49V123H50V125L51 124H53V125H49L48 127H46L47 125H44L43 127L46 129V131H45V129L42 127L41 128V130L43 131V129H44V131L43 132H41V133H36V134H33L32 136H27L26 138L28 139L27 141H28V143H31V145L32 144H34V146H31V147H33L32 149H34V151H33V155L34 156H39V157H42L44 160L42 161V164H47L46 165V167H47V169H49V171H50V169H51V165H49V164H51V162L53 161V159L54 160H56L55 158L58 156L59 157V155L60 156H68V155H70V153H72L71 151H73V152H76V151H84V149H85V151H99V152H101L102 154H104V156H105V159H106V164H104L107 168H108V166H110V167H113L114 168V170H116L119 174H120V177L119 178H116L114 175V173H113V171L111 172V171H108V174L110 175L111 174V176H113L115 179V181H116V184L118 185V188H119V190H120V194H123L124 195V197L125 198H127V199H125V202L124 203H122V205L120 204V205H117L118 206V208H116L117 206H114V210L116 211V213H118V214H124L125 215V217H129V215L130 216H132L133 217V219H134V223H137V222H139L140 220L142 221L144 218V220L143 221H145L144 222V224H143V221L141 222H139V224L137 223L136 225H133L134 226V228H138V226L140 227V228H138V230H140V231H142V230H147V232H148V234H147V236H146V238L145 237H143L142 239H143V241H145V239H147V238H149V239H147L146 240V243H147V245L149 246V249H150V247H151V250H152V253L151 252H149V256L147 257L148 258V260L147 259H144V264H154L153 263V261L155 262V264H165L166 262V264H168V261H169V258L172 256L174 259V261H176L178 264H180V262L182 263V264H198V262H194L195 261V257H192L191 256V253L190 252H195V253H193V256H195L196 255V261H204L206 264L208 263V264H264V258H263V255L260 253V250H261V248L260 247H263L264 245L263 244H261V242H257L255 245H247L246 246V250H242V251H238L236 248H234L233 247V249H232V251H231V249L229 250H226V251H221L220 249H218V248H211L210 246H208V242H207V237L209 236V229L206 227V226H202V227H200V224L195 220V219H193V217L191 216V214H190V209L189 208H187L186 207V204H182L183 206L185 205V207H183V208H181L182 207V205L181 204H172L171 206H169V204H166V202L165 201H167V197H168V195H166V194H168V193H166L167 191V182H168V176H171V178L172 179H174V180H171V181H173V182H177V180H178V173H179V175L182 177V179H180V184L181 185H184V184H186V181H187V177H185L188 173H189V170H190V162H189V158H190V156H191V154L194 152V151H199V150H201V151H203L202 149H200L199 148V145H200V139H198V140H196V141H193L192 142V137L195 135V134H197V133H201L200 135H203L204 137L203 138H207V137H211L212 135H215L217 132V130L220 128V126H221V123H220V118L218 117V116H215V115H213V114H211V112H210V109H208V106L206 107L205 106V103H204V100H203V98H200V99H198L197 97V99L199 100V101H197V103L198 104H196L195 103V99L193 98V97H191V96H187V97H184L183 98V96L181 95V94H179L178 95V93H176L178 96H177V98H176V95H175V92H176V87H177V80L176 79H174V71L168 76V80H167V83H169V87L172 85V84H176L174 87H172L173 89L175 88V90L173 91V89H169V87H167L168 88V90L166 89V93H167V96H169V97H171L174 101H175V103H177L176 105H181L182 104V106H184V105H186V106H184V107H186L185 108V113L183 114V115H181L180 116V121H179V123H178V127L177 128H175V130L174 131H171V132H161V131H159V132H157L156 131V127L154 126V125H149L148 123H147V121L145 120V119H143L142 120V116L140 117L136 112H137V110H140V109H142V106H144V105H146L145 104V100H144V97H143V95H142V97H140L139 98V96H137L136 95V93H135V88H133L130 84H126L125 82H127L128 80L129 81H132L133 80V75H135V76H137L138 78H139V76L141 77H143V75H146L147 73H151V72H153V70H151L153 67H155V64H157L156 66L157 67H161V66H164V64L165 63H167L168 61V58H171V59H175L176 61H177V66H176V68H177V70H181V71H183L184 70V73L185 72H187V70L185 69L186 67V64H187V62L189 63L190 62V60H192V59H190V57H191V53H192V51H193V49H194V44H192V45H188V46H186V45H183V43H181V41H180V39L178 40V37L180 38L181 36L180 35H176L177 33H176V31L178 30L177 28H180L179 26H182L183 25V23H185L198 9H200L201 7H202V5L204 4V2L205 1H207V0H179V2H178V4L177 3H175V2H177L178 0H174V3H172L173 2V0H170L171 1V3H170V5H168V7H165V5L163 6H161L160 7V9H161V12H162V14L165 16V14H166V12H168L167 14H166V16L168 17V18H166V24L168 25V28L166 27V36H168L167 37V41H168V43H167V41H161V37L159 38V36H161V35H159L160 34V31L157 29H155L156 27H153L152 28V26H150V25H146L145 23V25L143 26L142 25V27H145L146 28V30H150L149 32V34H151V32H153V34L152 35H150V36H148L147 34H146V38H147V40H144L145 41V44H144V41H143V45L146 47V50L148 51V52H146V54H145V56L143 55V54H135L134 52L132 53V55L131 54H129L130 56H134V58H135V55H137L138 57H136V59H137V62H136V64H135V61H136V59L134 60V58H132V57H128L131 61H133L134 62V64L133 63H130L129 62V60H126V59H128V58H126V56H123V57H125V58H123L122 57V55H120V52L117 50V47L115 46V44L118 42L117 41V31H116V29L114 28V27H112L113 26V24H112V26H109L107 23L109 22L110 23V21H111V18L109 17V19H110V21H108V14H107V12H105L104 11V13H103V11L102 10H104L103 8L104 7H108V5H109V7L111 6V4H112V1L113 2H119V3H121L120 1L121 0H100L101 1V3H100V1L99 0H65ZM86 1V2H85ZM93 1V2H92ZM109 1V2H108ZM111 1V2H110ZM122 1H124V0H122ZM6 2H7V4H6ZM23 2V3H22ZM29 2V3H28ZM32 2V3H31ZM48 2V3H47ZM145 2H148V3H150V4H148V3H145ZM145 2H143V3H140L138 6H140V5H144V6H141V8L142 9H139L143 14H149V16L151 17V18H153L155 15H156V13L158 12V11H156V10H158L157 9V7H155V5H152L153 3H154V0H147V1H145ZM151 2H153V3H151ZM225 2H226V0H216V2H215V7H217L219 10H220V12H224L225 11V8H224V5H225ZM2 3V4H1ZM4 3H5V6L6 5H9V7L8 8H1V5H4ZM19 3V4H18ZM22 3V5H21V7H20V4ZM38 5V7H40L41 6V10H39V8L36 6V4ZM41 3H44V5L42 4L41 5ZM85 3H87V4H85ZM94 3V4H93ZM103 3V4H102ZM224 3V4H223ZM29 4H30V6H29ZM33 6H32V5ZM34 4H35V6H34ZM49 4V5H48ZM96 4V5H95ZM99 4V5H98ZM165 4V3H164ZM171 4H173V5H171ZM177 4V5H176ZM24 5V6H23ZM87 5V6H86ZM107 5V6H106ZM149 5V6H148ZM179 5V6H178ZM13 6V7H12ZM18 6H19V8H18ZM32 6V7H31ZM48 6H50V7H48ZM101 6H103L102 8H101ZM137 6V7H138ZM148 6V7H147ZM175 6H177V9L176 10H178V11H176L175 10ZM24 7H26V8H24ZM36 7V8H35ZM44 7V8H43ZM151 7H153L152 9H151ZM174 7V8H173ZM183 7V8H182ZM10 8V9H9ZM21 8H23V9H21ZM29 8H31V9H28ZM47 8L49 9V10H51V11H49V10H47ZM63 8H65V10L63 9ZM81 8H83V9H81ZM156 8V9H155ZM4 9V10H3ZM26 9V10H25ZM33 9V10H32ZM38 9V10H37ZM47 10V11H44V10ZM61 9V10H60ZM102 9V10H101ZM147 9V10H146ZM167 10L166 12L164 11V10ZM13 10V11H12ZM25 10V11H24ZM35 10H37V11H35ZM59 10V11H58ZM80 10L82 11V12H80ZM170 10V11H169ZM18 11H19V13H20V16H19V13H18ZM29 11V12H28ZM43 11H44V13H43ZM147 11V12H146ZM17 12V13H16ZM22 12H24V13H22ZM25 12H27V13H25ZM32 12V13H31ZM45 12H47V13H45ZM51 12V13H50ZM155 12V13H154ZM165 12V13H164ZM171 12H173V13H171ZM175 12V13H174ZM29 13V14H28ZM81 13H82V15H81ZM84 13H85V15H84ZM171 13V14H170ZM179 13V14H178ZM1 14H6L7 16H3V15H1ZM12 14V15H11ZM22 14H23V16H22ZM25 14V15H24ZM34 14V15H33ZM44 14L46 15V16H44ZM49 14H51L50 16H48L47 17V15H49ZM63 14V15H62ZM65 14H66V16H65ZM89 14V15H88ZM106 14H107V16H106ZM173 14V15H172ZM177 15V16H175V15ZM28 15V16H27ZM30 15V16H29ZM32 15V16H31ZM170 15H171V17H170ZM11 16L13 17V16H15V17H13V18H11ZM165 16V17H166ZM175 16V17H174ZM4 17H6V18H4ZM31 17H34V18H31ZM37 17V18H36ZM56 17V18H55ZM71 17V18H70ZM85 17H86V20H85ZM16 18V19H15ZM28 20H27V19ZM44 18H46V19H44ZM50 19V21H49V19ZM171 18V19H170ZM174 18V19H173ZM175 18H176V21H175ZM3 19V20H2ZM5 19V20H4ZM14 21H13V20ZM34 19V20H33ZM55 20L54 22H55V25H60V26H62V27H64L65 26V29L67 28V29H70L71 30V32H72V34H71V37L74 39H72V45L71 44H69V46L71 47H67V51H69V52H67V51H65L66 53H63V55H64V57H63V59H62V54L61 55H59L60 53H62V50H60L61 49V47H58V45L59 46H62L63 45V42H61V41H63L61 38H60V36H59V34L56 32V30L54 31L53 30V28H51V26H50V22H51V20ZM81 19V20H80ZM8 20V21H7ZM48 22H46V21ZM75 20V21H74ZM92 20H93V22H92ZM173 20V21H172ZM186 20V21H185ZM10 21H11V23H13V24H18L19 26H20V31L19 30H15L14 29V27H12L13 26V24L11 25L10 24ZM26 21V22H25ZM45 21V22H44ZM65 21V22H64ZM69 21V22H68ZM73 21H74V23H73ZM86 21V22H85ZM179 21V22H178ZM216 21V20H215ZM215 21H213L214 23H215ZM28 22H30L29 24L31 25V27L33 28H31L30 27V25H28ZM54 22H52V24H54ZM60 22V23H59ZM77 23V25H76V23ZM170 22V23H169ZM174 22V23H173ZM183 22V23H182ZM4 23V24H3ZM20 23H21V25H23L22 26V28H21V25H20ZM27 23V24H26ZM37 23V24H36ZM42 23V24H41ZM44 23V24H43ZM47 23V24H46ZM7 24V25H6ZM35 24L37 25V27H38V32H39V29H40V32L41 33H44L45 35H47L46 36V40H47V42L45 41V39H44V42L45 43H47V44H45L44 43V46H46V47H44L45 48V51L47 52H45L43 49V51L41 50L40 51V48H37L36 50H37V52H36V50L34 49L36 46H35V43L37 42V40H38V38H36L37 36H39V34H37V33H35L34 32V28L36 27L35 26ZM49 24V25H48ZM4 25V26H3ZM46 25V26H45ZM71 25V26H70ZM77 27H76V26ZM174 25V26H173ZM27 26H28V28H27ZM34 26V27H33ZM41 26V27H40ZM150 26V27H149ZM9 27V28H8ZM12 27V28H11ZM49 27V28H48ZM5 28V29H4ZM26 28V29H25ZM114 28V29H113ZM151 28V29H150ZM231 28V27H230ZM13 29V30H12ZM155 29V30H154ZM171 31H170V30ZM4 30H5V32H4ZM153 30V31H152ZM173 30V31H172ZM201 31L199 32V31H197L196 32V35H197V38H199V39H204V40H202L203 42H204V44L203 45H205V46H210L212 43H213V41H212V39H210L212 36H213V34H214V37H215V39H219V40H221V39H223V35H222V31H219V29H211V26H207V25H205V26H203V28H201L200 29ZM205 30H209V31H205ZM6 31H9L8 33L6 32ZM13 31V32H12ZM16 31V32H15ZM50 33L49 35L48 34H46V33H48V32ZM213 31H214V33H213ZM12 34H11V33ZM16 34H15V33ZM20 32V33H19ZM30 32V33H29ZM84 32V33H83ZM148 32V31H147ZM210 32V33H209ZM5 33H7V35H5ZM31 33H34V34H31ZM57 33V34H56ZM83 33V34H82ZM155 33H157V35L155 34ZM175 33V34H174ZM212 33V34H211ZM15 34V35H14ZM19 34H21V35H19ZM24 34H25V36H26V34H27V36H26V39H25V36H24ZM3 35H5V36H9L8 38L7 37H5V36H3ZM14 35V36H13ZM35 35H36V37H35ZM87 35V36H86ZM205 35H206V37H209V38H206L205 37ZM208 35V36H207ZM220 35H222V36H220ZM16 36V37H15ZM24 36V37H23ZM33 37V38H35V39H33V38H28V37ZM89 36V37H88ZM93 36V37H92ZM116 36V37H115ZM11 37H12V39H11ZM14 37H15V40H14ZM23 37V38H22ZM88 37V38H87ZM174 37V38H173ZM16 38H17V40H18V38H19V41L18 42H20L19 44H18V42H16L17 40H16ZM20 38H22V39H24L23 41H21L22 39H20ZM114 38V39H113ZM125 38H127V39H125ZM125 38H120L119 39V41L121 42V44L123 45V47L124 46H127V44H129V38L128 37H125ZM28 39H29V41H30V39H32V41L30 42V43H34L33 44V47L31 46L32 44H30V43H28L29 41H28ZM87 39V40H86ZM97 40V41H94V40ZM149 39V40H148ZM173 39V40H172ZM9 40V41H8ZM26 40V42H24ZM61 40V41H60ZM122 40V41H121ZM14 41V42H13ZM36 41V42H35ZM99 41V42H98ZM178 41H180V42H178ZM232 41V40H231ZM229 41V40H225V43H226V45H228L231 49H234V50H242V51H245V52H249V50H245V48H244V46L242 45V43H236L235 41ZM10 42V43H9ZM57 42V43H56ZM100 45V47L99 46H97L98 44ZM166 42V43H165ZM229 42L231 43V44H229ZM16 43V44H15ZM25 43H28V44H24ZM58 43H62V45L61 44H58ZM147 43V44H146ZM11 46H10V45ZM13 44H15L14 46L16 47H14L13 46ZM29 44H30V49H28L29 48ZM58 44V45H57ZM19 45H21V46H27L28 45V48H24V49H27V53H25L24 54V52L25 51H22V50H24L23 48H21ZM54 45H55V48L56 47H58V48H56L57 50L59 49L60 51H56L55 49H53V47H54ZM35 46V47H34ZM96 46V47H95ZM105 46V47H104ZM113 46V47H112ZM191 46H193V47H191ZM12 47H14L13 48V51H11V49H12ZM17 47H18V50H16L17 49ZM47 47H48V49H47ZM49 47H51V48H49ZM73 47V48H72ZM99 47V48H98ZM110 47V48H109ZM190 48H192V49H190ZM10 49V50H9ZM15 49V50H14ZM49 49H51V50H49ZM53 49V50H52ZM70 49V50H69ZM74 49V50H73ZM107 49V50H106ZM109 49V50H108ZM39 50V51H38ZM55 50V51H54ZM105 50V51H104ZM110 50H113L112 52L110 51ZM150 50V51H149ZM15 51H17L16 52V54H15ZM22 51V52H21ZM52 52V51H54V52H56V54L54 53V52H52L53 53V55H52V53H50V52ZM109 51V52H108ZM116 52V54H114L115 52ZM8 54H7V53ZM12 52H13V54L14 55H12ZM18 52H20V54H18ZM35 53V54H38V56H39V54H42V55H40V57H37V55H35V54H32V53ZM39 52V53H38ZM42 52V53H41ZM46 54H45V53ZM58 52H60L59 54H58ZM75 52H77V53H75ZM190 54H189V53ZM11 53V54H10ZM21 53H23L24 55L21 57ZM31 53V54H30ZM50 53V56L52 57V56H57V57H59V56H61V59H60V57L59 58H56L55 59V57H53V58H51L48 54ZM68 53V54H67ZM75 53V54H74ZM103 53V54H104ZM7 54V55H6ZM55 54V55H54ZM134 54V55H133ZM187 54H189V56L187 55ZM15 55H17V57L15 56ZM31 55V56H30ZM36 57H34V56ZM47 57H46V56ZM66 55V56H65ZM71 55H74V56H72L73 58H71ZM126 55V54H125ZM13 57V58H11V57ZM28 56L30 57V58H32V57H34V59L32 58V59H30V58H28ZM112 56V57H111ZM262 63H260V62H258L257 60H254L253 61V64H252V68L250 69V70H239L238 72H237V75H238V77H239V83H237V82H232V83H214L215 84V86H216V88H217V90H220L221 89V87L223 88V86H225V87H227L229 90L227 91L229 94H231L230 96H237L239 99H241V100H243V98H246L249 94H252L253 95V97L254 98H260V100H257L260 104H261V102H262V99L264 98V52L262 53ZM8 57V61L9 60H11L12 59V62H14L15 60H16V62H14V63H12V69H14L13 71H10V69H11V64H10V62L11 61H7V58ZM46 57V58H45ZM51 58V59H49V58ZM111 57V58H110ZM180 57H183V58H181V59H179ZM242 58H243V61L245 60V58H247L246 57V55L245 54H243L242 56H241ZM10 58V59H9ZM14 58H16V59H14ZM20 60H19V59ZM48 58V59H47ZM71 58V59H70ZM76 58H79V56L78 57H76ZM123 58V59H122ZM132 58V59H131ZM189 58V59H188ZM193 58V57H192ZM13 59H14V61H13ZM29 60L28 61V63H26L27 61H25V60ZM46 60V61H44V60ZM56 60V63H60V65L63 63V62H65L66 63V66L63 68V66L62 65H65V63L64 64H62L61 65V67H60V65H58V64H56V63H52L51 62V60L53 61V62H55L54 60ZM156 59V60H155ZM184 59V60H183ZM256 59V58H255ZM21 60H23L25 63H23L24 64V66H23V64L21 63V62H23V61H21ZM34 60V61H33ZM35 60H36V62H37V64H39V65H41L40 67H39V65H37L36 63H35ZM42 60V61H41ZM60 60V61H59ZM124 60H126L127 62V64L126 63H124L125 61ZM170 60V59H169ZM182 60H183V62H182ZM186 60V61H185ZM33 63H32V62ZM71 61V62H70ZM124 61V62H123ZM9 64H8V63ZM40 62H43V64L41 63L40 64ZM45 62V63H44ZM51 62V63H50ZM156 62V63H155ZM165 62V63H164ZM6 63L8 64L7 66H6ZM22 65V67H21V65ZM31 63V64H30ZM97 63V64H96ZM122 63H124V64H122ZM164 63V64H163ZM183 63V64H182ZM3 64V65H4ZM15 64H19V65H15ZM32 65V68H31V66H30V68L31 69H29V66L28 65ZM38 66H36V65ZM44 64H48V67L50 68L51 66H49V64H51L52 65V67L53 68H47V66L46 65H44ZM96 64V65H95ZM137 64H138V66H137ZM153 66H152V65ZM16 67H15V66ZM70 65V64H69ZM127 65V66H126ZM133 65V66H132ZM135 65V66H134ZM10 66V67H9ZM17 66H18V69H17ZM36 67V69L34 68L33 69V67ZM46 66V67H45ZM133 68H132V67ZM8 67V68H7ZM22 69H24V70H22ZM42 67H45V68H43L42 69ZM56 67H60V69H58V68H56ZM127 67V68H126ZM135 67V68H134ZM5 68H7V69H5ZM16 68V69H15ZM19 69H20V71H19ZM27 69H29V71L27 70ZM65 69V70H64ZM134 69V70H133ZM6 70V71H5ZM22 70V71H21ZM35 70V71H34ZM43 70H46V74H43L44 72H43ZM49 70V71H48ZM54 70V72L53 73H55L54 74V78L50 75V74H52L51 72ZM57 70H58V72L61 70V74H63V75H61L60 76V72L58 73L57 72ZM39 71V72H38ZM51 71V72H50ZM56 71V72H55ZM135 73H134V72ZM151 71V72H150ZM19 72H20V74H19ZM33 74H32V73ZM41 72V73H40ZM43 72V73H42ZM8 73H12L14 76H15V74L14 73H16V75L18 76V74L21 76V77H23V75H25L26 76V78H25V76H24V80H23V78H20L19 76L17 77V76H15L16 77V79H12L14 76L12 75V74H9V75H12V76H9L8 75ZM42 74V75H41ZM91 74H93V75H91ZM96 74V75H95ZM195 74H196V76H197V78H199V80L201 79V77H202V74L201 73H196L195 72ZM34 75V76H33ZM43 76L42 78L43 79H41V76ZM49 75H50V78H49ZM53 75V74H52ZM59 75V76H58ZM74 75H76V77L74 76ZM132 75V76H131ZM220 75H223L222 73H220ZM45 76V77H44ZM57 76V77H56ZM63 76V77H62ZM72 76V77H71ZM170 76H173V77H170ZM191 75H189V78H191L190 77ZM14 77V78H15ZM46 77H48V79L46 78ZM75 77V78H74ZM132 77V79L130 80V78ZM141 77V78H142ZM184 77L186 78V76L185 75H182L181 76V78H183L184 79ZM188 77V76H187ZM40 78V79H39ZM61 78V79H60ZM65 78V79H64ZM67 78V79H66ZM69 78H71V79H69ZM74 78V79H73ZM8 79H10L9 81H8ZM21 79V80H20ZM26 79V80H25ZM44 79H47V80H44ZM55 81H57V82H53V80ZM72 79L73 80H75V81H72ZM127 79V80H126ZM11 80H14V81H11ZM22 80H23V83H22ZM37 81V82H35V81ZM39 80H42V81H39ZM61 82H60V81ZM174 80H176V81H174ZM46 81L48 82L47 84H45L46 83ZM53 82V84H51V82ZM104 81H105V83H104ZM129 81L127 82V83H129ZM160 82H162V80H159ZM159 81H157V82H155V83H160ZM171 81V82H170ZM201 81L203 82V80L201 79ZM244 81V83H242ZM10 82H12V83H10ZM14 82V83H13ZM34 83L35 85H33L32 83ZM70 82V83H71ZM199 81L197 80V83H198ZM21 85H20V84ZM29 83H30V85H29ZM39 83V85H37V84ZM77 83H72V86L73 87H75V84H76V86L78 85ZM131 83V82H130ZM10 84H11V86H10ZM15 84V85H14ZM31 84H32V87H31ZM106 84H107V87H108V89H107V87H106ZM192 84L193 83H186V86H187V88L190 90V88L192 87ZM209 84H213V83H206V82H203V83H199V85H201V86H204V85H209ZM22 85H25V86H22ZM29 85V86H28ZM129 85V86H128ZM220 87H218V86ZM28 86V87H27ZM38 86V87H37ZM43 86V85H42ZM125 86H128V88L127 87H125ZM32 88L33 90L35 89L36 90V92L34 93V98H31V99H33V100H31L30 101V97L32 96L33 97V94L31 95H27V96H24L25 94H23L24 93V91H25V88ZM79 87V86H78ZM130 87H132L133 89H131ZM130 88V89H129ZM107 89V90H106ZM129 89V90H128ZM156 89V88H155ZM23 91V93L21 94L20 92H22ZM114 90V91H113ZM124 90L125 92H126V94L124 93V91H123V93H122V91ZM116 91H118V94H116L117 92ZM174 93H173V92ZM204 90L202 89V87H199L198 88V91L197 92H203ZM111 92L113 93V95L111 94ZM116 92V93H115ZM120 92V93H119ZM131 92V93H130ZM169 92V93H168ZM196 91H194V93L196 94L197 93ZM62 93V94H61ZM66 93V94H65ZM133 93V94H132ZM63 94H64V96L65 97H63ZM114 94H116V95H114ZM148 94H149V96L152 98V100L154 101V99H156L157 98V96H158V98L157 99H159V98H161V97H159L160 96V94L159 93H152V92H148ZM150 94H152V96L150 95ZM169 94H171V95H169ZM175 96H174V95ZM36 95V96H35ZM41 97H40V96ZM119 95L120 96H122V97H119ZM123 95H126V96H123ZM131 95H132V97H134V101H132L131 103L129 102L130 101V99H132V97H131ZM154 95V96H153ZM38 96V97H37ZM114 96V97H113ZM22 97V98H21ZM40 97V98H39ZM43 97H46V98H43ZM59 97V98H58ZM116 97V98H115ZM129 99H128V98ZM131 97V98H130ZM136 97H137V99L139 98L140 100H138L137 101V99H136ZM175 97V98H174ZM219 96H217V95H211V96H207V98H210V99H215V100H218L219 98H218ZM25 98H23V99H25ZM37 98V99H36ZM57 98V99H56ZM62 98H63V100H62ZM119 98V100L117 101V99ZM124 98H126V99H124ZM217 98V99H216ZM1 99V98H0ZM46 99V100H45ZM123 101H122V100ZM176 99V100H175ZM113 100V101H112ZM137 102H136V101ZM142 100V102L144 103V105H142L143 103L141 102H139V101H141ZM161 100V99H160ZM159 100V101H160ZM179 100V101H178ZM214 100V101H215ZM1 101V100H0ZM29 101V103H27V104H25L26 102H28ZM48 101V102H47ZM156 101V100H155ZM214 101H213V103L212 104H210V107H211V109L212 108H215V107H218V108H220L219 106H221V105H216V103L214 104ZM43 102H47V103H43ZM61 102H63V104L61 103ZM65 102V103H64ZM116 102V103H115ZM124 102V103H123ZM22 103V104H21ZM113 103H114V105H113ZM119 103V104H118ZM133 103V104H132ZM136 103V104H135ZM138 103V104H137ZM178 103H180V104H178ZM195 103V104H194ZM7 104V105H6ZM5 104V106L3 107V108H1L0 109V129L2 128V126H3V124H2V122L5 120V121H8V122H10V123H12V125L13 126H17V123H18V121H22V120H25L26 119V117H24V115H23V117H20L19 115L21 114V113H19V111L18 112H15V110H13V112H12V103H6ZM130 104H132V106L133 107H136V108H134V110H132L133 109V107L131 108V105ZM9 105V106H8ZM48 106H50L49 104H47ZM64 107H63V106ZM118 105V106H117ZM119 105H121V106H119ZM8 106V107H7ZM11 106V107H10ZM28 106V105H27ZM26 106V107H27ZM66 106V107H65ZM85 106V105H84ZM198 106V107H197ZM23 107V108H24ZM86 107V106H85ZM110 107V108H109ZM114 107H115V109H114ZM118 107V108H117ZM119 107H121L120 108V110H119ZM129 107H130V109H129ZM140 107V108H139ZM145 107V106H144ZM62 108H63V110H62ZM14 109V108H13ZM64 109H65V111H64ZM116 109L118 110V111H116ZM122 109V110H121ZM126 110V111H125ZM62 111H64V113L66 112V113H68V114H64V115H62L63 114V112ZM124 113H123V112ZM129 111H130V113H129ZM132 111V112H131ZM48 112V113H47ZM52 112H53V114L55 115H53L52 114ZM120 112H122V113H120ZM127 112V113H126ZM262 112V111H261ZM18 114V116L16 115V114ZM52 114V117L50 116L51 114ZM93 113H95V114H93ZM118 113V114H117ZM133 113H135L134 115H133ZM47 114V115H46ZM50 114V115H49ZM115 114V115H114ZM120 114H122L123 115V117H124V119H123V117L122 116H120ZM131 114V115H130ZM4 115V116H3ZM16 115V116H15ZM49 115V116H48ZM62 115V116H61ZM66 115V116H65ZM67 115L69 116V118L67 117ZM119 115V116H118ZM128 115H130V116H128ZM264 115V114H263ZM22 116V115H21ZM65 116V118L63 119V117ZM118 116V117H117ZM139 116V117H138ZM187 116H189L190 117V119L187 117ZM60 117V118H59ZM86 117V118H85ZM104 117V118H103ZM128 117H132V119H130V118H128ZM136 117V118H135ZM138 117V118H137ZM183 117H185L184 119H183ZM256 118H260V117H262V114H257V116H255ZM55 118H56V120L57 119H59V120H55ZM82 118L84 119L83 121H82ZM97 118V119H96ZM119 118L120 119H123L125 122H122V121H120L119 120ZM141 118V119H140ZM182 118V119H181ZM11 119V120H10ZM17 119V120H16ZM62 119V120H61ZM66 119V120H65ZM68 119H70V120H68ZM79 119V120H78ZM86 119V120H85ZM93 119H94V121H93ZM129 119V120H128ZM139 119V120H138ZM14 120V121H13ZM64 120V121H63ZM75 120H77V121H75ZM81 120V121H80ZM131 120H133V121H131ZM135 120H136V122H135ZM97 121V122H96ZM128 121V122H127ZM129 121H131V122H129ZM138 121V122H137ZM145 121H146V124H144L145 123ZM217 121H219V123L217 122ZM60 122V126L58 125V123ZM64 122V123H63ZM74 123V125H72L71 126V124H73ZM115 122V123H114ZM121 124H120V123ZM143 122V123H142ZM54 123H57L56 125H58V126H55V124ZM62 123V124H61ZM84 124V126H82L83 124ZM91 123H94V124H91ZM98 123H99V125H98ZM122 123H125V125L124 124H122ZM135 123H136V125H135ZM139 123V124H138ZM144 124V125H142V124ZM69 125V126H65V125ZM76 124V125H75ZM79 124V128H82L83 127V129H84V131H83V133L82 134H80L82 131H81V129H76V126ZM82 124V125H81ZM89 124H91L90 126H89ZM120 124V125H119ZM204 124V125H203ZM62 125H64V126H62ZM81 125V126H80ZM110 125H112V127H109ZM123 125V126H122ZM133 125H135V126H133ZM62 126V127H61ZM120 126H121V128H120ZM142 126H143V128H142ZM200 126V127H199ZM74 127V128H73ZM86 127V128H85ZM94 128V129H92V128ZM97 127L99 128V130L97 129ZM147 127V128H146ZM149 127V128H148ZM48 128H50V129H48ZM60 128V129H59ZM77 128H78V126H77ZM100 128H102V129H100ZM120 128V129H119ZM138 128H140V129H138ZM201 128V129H200ZM65 129V130H64ZM73 129V130H72ZM82 129V130H83ZM87 129V130H86ZM89 129H90V131H89ZM95 129H96V131H95ZM151 129H154V130H151ZM178 129V130H177ZM76 130V131H75ZM78 130V131H77ZM94 130V131H93ZM199 130V131H198ZM57 131V132H56ZM76 134V136H75V134L73 133V132ZM81 131V132H80ZM93 131V132H92ZM112 131V132H111ZM118 131V132H117ZM215 131V132H214ZM45 132H46V134H45ZM53 132V133H52ZM89 132V133H88ZM135 132V133H134ZM154 132V133H153ZM161 132V133H160ZM177 132H178V134H177ZM43 133V134H42ZM48 133V134H47ZM57 133V134H56ZM68 133V134H67ZM78 133V134H77ZM117 133H118V136H117ZM121 133V134H120ZM160 133V134H159ZM169 133V134H168ZM209 133H211V134H209ZM214 133V134H213ZM243 133H245V132H243ZM54 134H56V135H54ZM64 134V135H63ZM69 134H71V135H69ZM91 134V135H90ZM115 134V135H114ZM120 134V135H119ZM137 134V135H136ZM162 134H164V135H162ZM170 134H173V135H170ZM191 134V135H190ZM73 135V136H72ZM77 135H79V136H77ZM82 135V136H81ZM139 135V136H138ZM165 135H168V136H165ZM170 135V136H169ZM37 136H40V138L39 137H37ZM51 136H53V137H51ZM67 136H70V137H67ZM102 136V137H101ZM115 136V137H114ZM165 136V137H164ZM245 135H243V136H239V137H236V138H232L231 139V141L232 142H235V140L236 139H238L239 141H243L245 138H243ZM46 139H45V138ZM61 137V138H60ZM66 137V138H65ZM72 137V138H71ZM76 137H77V139H76ZM79 137V138H78ZM86 137V138H85ZM88 137V138H87ZM90 137V138H89ZM166 137H168L169 139H167ZM44 138V139H43ZM93 138V139H92ZM32 139H35L34 141H32ZM38 140V142H37V140ZM66 140V141H62V140ZM85 139V140H84ZM87 139V140H86ZM99 139H104L105 141H108V143L106 144V145H102V144H98V145H96L95 147H94V144L99 140ZM114 139V140H113ZM59 140L61 141V144H60V142H59ZM72 142H71V141ZM76 142H75V141ZM83 140H84V142L86 143V145H85V143H82L83 142ZM89 140V141H88ZM91 140V141H90ZM191 140V141H190ZM1 141V140H0ZM43 141V142H42ZM74 141V142H73ZM79 141V142H78ZM2 142V141H1ZM1 142H0V144H1ZM49 142L50 143V145L49 144H47V143ZM56 142H57V144H56ZM58 142H59V144H60V146H61V148L59 147V145H58ZM67 142H69V143H66ZM123 142V143H122ZM136 142H137V144H136ZM192 142V143H191ZM77 143V144H76ZM80 143V144H79ZM114 143V144H113ZM41 144V145H40ZM43 144V145H42ZM56 144V145H55ZM63 144V145H62ZM65 144V145H64ZM85 146H84V145ZM113 144V145H112ZM40 145V146H39ZM57 145H58V148H56L57 147ZM71 145V146H70ZM72 145L74 146V145H76V146H74V147H72ZM138 145V146H137ZM197 145V146H196ZM44 146V147H43ZM46 146V147H45ZM67 146V147H66ZM78 146V147H77ZM91 146V147H90ZM100 147V148H98V147ZM113 146V147H112ZM125 146V147H124ZM45 148V149H43V148ZM47 147H48V150H49V152H47L46 153V151H48L47 150ZM83 147V148H82ZM68 148V149H67ZM72 148V149H71ZM77 148V149H76ZM81 148L83 149V150H81ZM112 148V149H111ZM63 149H65V150H63ZM70 149V150H69ZM74 149H76V151H74ZM109 149H110V151H109ZM199 149V150H198ZM59 150H61L62 151V153L61 152H59ZM123 150H125L124 152H123ZM40 151V152H39ZM104 151V152H103ZM60 154H59V153ZM67 153L68 154V152H69V154L67 155V154H65V153ZM111 152V153H110ZM129 152V153H128ZM204 153H207L206 151H203ZM42 153V154H41ZM57 153V154H56ZM106 153V154H105ZM126 153V154H125ZM127 153H128V155H127ZM47 154V155H46ZM56 156H54V155ZM63 154V155H62ZM114 154V155H113ZM46 155V156H45ZM51 155V156H50ZM109 155H110V157H109ZM111 155H113V156H111ZM121 157H120V156ZM126 155H127V157H126ZM130 155V156H129ZM128 156H129V158L130 159H128ZM50 157V158H49ZM115 157V158H114ZM185 157V158H184ZM47 158H49L48 160H47ZM122 158H123V163H122ZM52 159V160H51ZM114 159V160H113ZM118 159V160H117ZM49 160H51V161H49ZM128 160H129V162H128ZM219 160V159H218ZM116 161V162H115ZM115 162V163H114ZM128 162V163H127ZM219 163H221V164H223L224 165V163H222V161H218ZM217 162V163H218ZM216 163V164H217ZM219 163L217 164V167H218V165H219ZM127 166H126V165ZM131 164V165H130ZM216 164H213V165H209V167H210V169H209V167H208V165L206 166L207 167V169H205L204 168V170H203V168H202V171H198V172H196V175L198 176V177H201V179H203L205 182H206V184H207V186L209 187V189H210V195H211V197H209V198H211V200L210 201H212L213 203H214V206L218 209V212L222 215V217H229V216H234V215H236V213H238L239 212V209H240V201L238 200V199H236L233 195L231 196V194H227L226 196H222L221 195V190H222V188L225 186V182H224V175L225 174H227V170H222L223 168L222 167H224V169H227V166L226 165H219V169L217 170L216 169ZM125 165V166H124ZM41 166V165H40ZM49 166V167H48ZM118 168H117V167ZM214 166V167H213ZM226 166V167H225ZM37 167H39V165H37ZM120 167V168H119ZM127 167H128V170H127ZM131 167H132V170H130L131 169ZM135 168V171H134V168ZM68 168V169H67ZM67 168H65V169H61L62 171H60V176L58 175V174H54V173H52V172H48V175L46 176L47 177V179L50 181V182H57V181H61V182H63L62 184L63 185H61L60 186V190L59 191H56V194H54L55 196L57 195V194H59L58 196H61V194L62 195H64V196H67V197H69V199L72 201V203H73V206H75V208H76V210H79L80 212H78V213H81V211L83 212V213H85L86 211L88 212V210L90 211V214H91V209H90V207H88L89 205L88 204H85L84 205V203H86L85 201H83V194H81L80 192L77 194V195H74L73 193L71 194L70 192V190H68V189H72L73 188V186L74 187H77L76 186V183H83V182H90L91 181V179H93L94 178V176H96V174L98 173L97 172V170L96 169H92V170H89V172H85L84 173V175L83 174H80L79 175V177H75V176H73V174H71L72 173V170H73V168H75L72 164H69V166L67 167ZM212 168V169H211ZM105 169V167L103 168V170ZM108 169H111V168H108ZM107 169V170H108ZM177 169V170H176ZM181 169V170H180ZM65 170V171H64ZM67 170H69V172L67 171ZM101 170V169H100ZM127 170V171H126ZM209 170V171H208ZM211 170V171H210ZM71 171V172H70ZM130 173H129V172ZM176 171V172H175ZM185 171H186V173H185ZM215 171L218 173V171H219V174H216L215 173ZM91 172V173H90ZM94 172V173H93ZM132 172L134 173V175L132 174ZM168 172H169V174H168ZM202 172V173H201ZM222 174H221V173ZM62 173L63 174H65L64 176H62ZM177 174V176L175 175V174ZM198 173V174H197ZM123 174V175H122ZM129 174V175H128ZM168 174V175H167ZM183 174V175H182ZM185 174V175H184ZM56 175H58L57 176V178H54V177H56ZM87 175V176H86ZM90 177H89V176ZM92 175H93V177H92ZM122 175V176H121ZM128 175V176H127ZM137 177H136V176ZM200 175H205V176H207L206 178H207V180H206V178H204L203 176H200ZM223 175V176H222ZM177 178H176V177ZM223 178H222V177ZM7 176L5 175V176H3V178H5V180L7 179L6 178ZM53 177V179L51 180V178ZM125 179V182L123 181V178ZM130 177H131V179H132V181H131V179H130ZM222 179H221V178ZM9 178V177H8ZM70 178V180H68ZM73 178H74V180H73ZM85 178V179H84ZM137 178V179H136ZM184 178V179H183ZM208 178H209V180H208ZM219 178H220V180H219ZM86 179L88 180V181H86ZM119 179V180H118ZM186 179V180H185ZM78 180H80V181H78ZM182 180V181H181ZM211 180V181H210ZM7 182H9V180H6ZM133 183V184H131V182ZM137 181V182H136ZM210 181V182H209ZM128 182V183H127ZM182 182V183H181ZM72 184V185H70V184ZM125 183V184H124ZM126 184H128V185H126ZM138 184V185H137ZM209 184H211V185H209ZM124 185V186H123ZM166 185V186H165ZM71 186V187H70ZM128 186V187H127ZM138 187H140L139 189H138ZM230 187V186H229ZM128 188H130V190L128 189ZM166 188V189H165ZM189 189H186V190H188V191H185L186 192V194H185V192H184V194L186 195V196H188V194H190L189 192H191L192 191V193H193V188L192 187H188ZM191 188V189H190ZM9 189H11L10 187H9ZM215 189V190H214ZM2 190V191H1ZM1 190H0V192L1 193H6L7 195H9V194H11L9 191L8 192H4L5 190H3V188H1ZM62 190V191H61ZM191 190V191H190ZM214 190V191H213ZM67 191H70V192H67ZM129 191H131V192H129ZM140 191V192H139ZM162 191V192H161ZM166 191V192H165ZM142 192V193H141ZM161 192V193H160ZM187 192H188V194H187ZM64 193V194H63ZM69 194V196L67 195V194ZM134 194V196H133V194ZM139 193H140V195H139ZM71 194V195H70ZM128 194V195H127ZM130 194L132 195L131 197H130ZM164 194V195H163ZM53 195V196H54ZM166 195V196H165ZM191 195V194H190ZM101 196L103 197V198H108V196H107V194H106V196H105V193H102L101 194ZM136 196H137V198H136ZM134 197V198H133ZM142 197V198H141ZM130 198V199H129ZM143 198H145L144 200H143ZM224 198V199H223ZM131 199H134V200H131ZM138 199V200H137ZM143 200V201H146V202H144L143 203V201H141V200ZM223 199V200H222ZM236 199V200H235ZM165 200V201H164ZM129 201H131L130 203H129ZM153 201H154V203H153ZM159 203H158V202ZM229 201V202H228ZM17 202H19V204H20V201H15V200H10V199H4V201L1 203L0 202V206H1V204H3L1 207L2 208H4V211L3 212H5V213H3L2 214V217H5L6 216V213L8 212V210L10 209V207H12L13 205H16V204H18ZM84 202V203H83ZM127 202H128V204H127ZM135 204H134V203ZM148 202H150V203H148ZM228 202V203H227ZM15 203V204H14ZM238 203V204H237ZM22 204V203H21ZM77 206H76V205ZM80 204H83V206L84 207H82V205H80ZM132 204H134V205H132ZM136 204H138L137 205V207L135 208V206H136ZM140 204V205H139ZM142 204H144V205H142ZM147 204V206L145 207V205ZM152 204V206H150ZM227 204V205H226ZM130 205H131V207H130ZM155 205V206H154ZM159 205V206H158ZM175 205V206H174ZM79 206H80V209H82V210H80L79 209ZM85 206H87V210H86V207ZM122 206V207H121ZM144 206V207H143ZM148 206H149V208H148ZM175 208H174V207ZM221 206V207H220ZM230 208H229V207ZM123 207H126V208H124V209H122ZM129 207V208H128ZM138 207H140V209L138 210L137 208ZM142 207V208H141ZM219 207V208H218ZM223 207V208H222ZM19 208V207H18ZM35 210H36V208L35 207H33ZM161 208V209H160ZM165 208V209H164ZM174 208V209H173ZM222 208V209H221ZM239 208V209H238ZM45 209H47V208H42V210H45ZM144 209V210H143ZM235 209H236V211H235ZM32 210V208H30V211ZM84 210V211H83ZM86 210V211H85ZM120 210V212L123 210V213L121 212H118ZM131 210L134 212L133 214L134 215H136V216H134V215H132L131 213ZM142 210V212H140ZM166 210V211H165ZM168 210V211H167ZM171 210V211H170ZM189 210V211H188ZM127 211L129 212V214L127 215ZM161 211V212H160ZM86 212V213H87ZM138 212H140V213H138ZM162 213V214H161ZM5 214V215H4ZM87 214H89V212L87 213ZM137 214H139V215H137ZM141 214V215H140ZM151 214V215H150ZM188 215V216H187ZM138 216H142L141 218L140 217H138ZM150 216H154V217H156L157 218V220H156V218H154L153 217V219H155V221H153V219H152V217H150ZM135 217H137V218H135ZM148 217V218H147ZM163 217V218H162ZM165 217V218H164ZM191 217V218H190ZM32 218H34V220H35V222H37V224H38V228H37V230L36 231H34V234H33V237H31V242L30 243H26V246H21L23 243H24V241H25V238H24V234L23 233H21L22 231L19 229V228H15V229H12V233H15L14 235H18L17 237L16 236H12L11 238H10V240H11V242H10V240H6L5 239V241H7V242H5L4 241V238L2 239L1 237H0V254H2V255H0V264H52L53 262V264H61V261H62V263L63 264H72V262H73V264H87L88 262V264H115L113 261H111V260H109L110 258H109V254H108V250H112V248H115V246H116V241H111V243L109 242V244L108 245H110V247H108V246H106V247H108L107 248V253H103V251H105L106 252V249L104 250V247H103V242H102V240H100V239H98V240H96V241H94V242H91L93 245H91V243L90 242H85V240H83V239H78V241L77 240H75V242H72L73 243V247L71 246V244L72 243H70V241H66V242H61L62 240H63V238H61L60 237V235L62 234L60 231H56V227H57V222H56V220H55V218H53L52 216H48V218L49 219H42L41 218V216L39 217V215L38 214H36V215H33L32 216ZM39 218H41V220H39ZM140 218V219H139ZM151 218V219H150ZM137 219V220H136ZM164 219V220H163ZM185 219V220H184ZM46 220V221H45ZM52 220V221H51ZM137 222H136V221ZM150 220H152V221H150ZM159 220V222H158V224H156L157 223V221ZM152 222V223H154V225L152 224V223H150V222ZM188 221H190V222H188ZM50 223H53V224H50ZM183 223V224H182ZM143 224V225H142ZM150 224V225H149ZM155 224H156V226H155ZM160 224V225H159ZM187 224V225H186ZM181 225V226H180ZM143 226V227H142ZM151 226V227H150ZM154 226L156 227V228H154ZM158 226V227H157ZM171 226V227H170ZM177 227V228H176ZM204 227V228H203ZM143 228V229H142ZM189 230H188V229ZM196 228V229H195ZM201 228H202V230H201ZM19 229V230H18ZM126 230H127V228H125ZM153 229H154V232L155 233H153ZM155 229H156V231L157 232H159V235L156 233V231H155ZM191 229V230H190ZM199 229V230H198ZM55 230V231H54ZM181 230V231H180ZM15 231V232H14ZM44 231V232H43ZM54 231V232H53ZM208 231V232H207ZM47 232V233H46ZM52 232L53 233H55V234H52ZM60 232V233H59ZM223 232H225V231H223ZM45 233V234H44ZM125 234L126 236H124V235H122V234ZM152 233L155 235V236H152ZM160 233H161V235H160ZM21 234V235H20ZM23 234V235H22ZM48 234V235H47ZM59 234V235H58ZM122 234H121V236L122 237H126V238H123L124 240L125 239H127V235H128V233L127 232H125V231H123L122 232ZM150 234V235H149ZM50 235H52V236H50ZM149 235V236H148ZM158 235V236H157ZM208 235V236H207ZM120 236V235H119ZM120 236V237H121ZM52 238L55 242H57V244H54V245H52L50 248L51 249H49V247H47V249L45 248V247H42V245H40L42 242H40V240L41 241H43V239H46V238ZM156 237H158V238H156ZM161 237V238H160ZM172 237H173V239H172ZM43 238V239H42ZM55 238V239H54ZM59 238V239H58ZM164 238V239H163ZM165 238H169V240H171L170 242L171 243H169L168 245H166V244H163L162 243V241L163 240H165ZM40 239V240H39ZM56 239H58V240H56ZM122 239V238H121ZM158 239V240H157ZM160 239V240H159ZM162 239V240H161ZM200 239H202V240H200ZM36 240V241H35ZM61 240V241H60ZM79 240H80V242H79ZM100 240V241H99ZM123 240V241H124ZM33 241H35V242H33ZM60 241V242H59ZM77 241V242H76ZM84 241V242H83ZM149 241V242H148ZM206 241V242H205ZM40 242V243H39ZM59 242V243H58ZM114 244H113V243ZM118 242V244H119V241H117ZM155 242V243H154ZM172 242H174V243H172ZM4 243V244H3ZM40 245V247L38 246V244ZM61 243H63V244H61ZM86 243V244H85ZM205 243H206V248H205V246H203V245H201V244H204L205 245ZM11 244H12V246H11ZM36 244V245H35ZM59 244H61L60 246H59ZM64 244H65V246H64ZM170 244H171V246H170ZM6 245V246H5ZM95 245V246H94ZM114 247H113V246ZM175 245V246H174ZM30 246V247H29ZM54 246V247H53ZM65 248H64V247ZM71 247V249L69 248V247ZM82 246V247H81ZM94 246V247H93ZM105 246V245H104ZM174 246V247H173ZM200 246H203V247H200ZM208 246V247H207ZM249 246V247H248ZM18 247V248H17ZM29 247V248H28ZM91 247H93V249L95 248V250L97 251V252H95L93 249H89V248H91ZM98 247V248H97ZM105 247V248H106ZM161 247V248H160ZM248 247V248H247ZM253 247V248H252ZM255 247V248H254ZM55 248H57L58 249V252H57V249L55 250ZM75 248V249H74ZM99 248H100V250H99ZM197 248H199V249H197ZM202 248H205V249H202ZM41 249H42V251H41ZM53 249V250H52ZM89 249V250H88ZM175 249V250H174ZM179 249V250H178ZM195 249V250H194ZM197 249V250H196ZM201 249L203 250V252L201 251ZM254 250V249H257L258 250V253H257V255H254L252 252H250V250ZM16 250V251H15ZM18 250H20V251H18ZM22 250V251H21ZM46 250H52L51 252L52 253H50V252H48L47 251V253H50V254H52L51 255V257H52V259H51V261H50V258H47V257H45V255H44V253L46 252ZM55 250V252H57L58 253V255H57V253H55L54 254V251ZM72 250V251H71ZM91 250H92V252H91ZM151 250H149V251H151ZM161 250V251H160ZM175 252H174V251ZM41 251V252H40ZM44 251V252H43ZM65 251V252H64ZM154 251V252H153ZM190 251V252H189ZM198 251H200V252H198ZM211 251V252H210ZM230 251V252H229ZM4 252V253H3ZM196 252H198V253H196ZM202 252V253H201ZM215 252V253H214ZM7 253V254H6ZM21 253V254H20ZM42 253V254H41ZM150 253H151V257H150ZM204 253V254H203ZM205 253L207 254V255H205ZM229 253H231V254H233V255H230ZM74 254H76L75 256H74ZM185 254H187V258H185L186 257V255ZM195 254V255H194ZM202 254V255H201ZM228 254V255H227ZM240 254V255H239ZM5 255V256H4ZM54 255V256H53ZM106 255L108 256V257H106ZM155 255V256H154ZM190 255V256H189ZM198 255V256H197ZM246 255V256H245ZM250 255H251V257H252V259H251V257H250ZM66 256V257H65ZM153 256H154V258H153ZM200 256L202 257V256H204V257H202L203 259L205 258V260H203V259H200ZM206 256V257H205ZM236 256H238V257H236ZM242 258H241V257ZM65 257V258H64ZM72 257H74V258H72ZM167 257V258H166ZM249 257V258H248ZM258 257V258H257ZM7 258V259H6ZM77 258V259H76ZM87 258V259H86ZM153 258V259H152ZM178 258V259H177ZM183 259V261L181 260V259ZM194 258V259H193ZM199 258V259H198ZM208 258V259H207ZM55 259L57 260V261H59L58 263H56V261H55ZM62 259V260H61ZM65 259H66V261H65ZM73 261H72V260ZM76 259V260H75ZM87 260V262L85 261V260ZM151 259V260H150ZM5 260V261H4ZM43 260V261H42ZM53 260V261H52ZM77 260L79 261V262H77ZM150 260V261H149ZM4 261V262H3ZM50 261V262H49ZM128 261V262H127ZM152 261V262H151ZM207 261V262H206ZM252 261V262H251ZM45 262V263H44ZM113 262V263H112ZM129 264V262H131L130 261V258H127L126 260H125V263L124 264H127V263ZM151 262V263H150ZM213 262V263H212ZM234 262V263H233ZM204 263V264H205ZM199 264H203V263H199Z\"/></svg>",
    "mask_w": 264,
    "mask_h": 264
}]
</instances>
